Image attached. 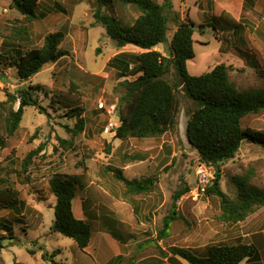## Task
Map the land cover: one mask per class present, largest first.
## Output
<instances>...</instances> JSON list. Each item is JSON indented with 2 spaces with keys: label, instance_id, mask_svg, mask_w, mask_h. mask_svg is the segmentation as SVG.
Wrapping results in <instances>:
<instances>
[{
  "label": "rangeland",
  "instance_id": "rangeland-1",
  "mask_svg": "<svg viewBox=\"0 0 264 264\" xmlns=\"http://www.w3.org/2000/svg\"><path fill=\"white\" fill-rule=\"evenodd\" d=\"M151 1L161 4L164 0ZM168 1L172 5L168 40L176 30L174 13L184 21L189 9L194 25L209 24L203 27V34L193 33L194 58L186 65L189 75H201L223 62L224 55L217 53V34L223 31L220 50L238 48L248 57V67L253 66L249 62L255 64L244 71L230 67V79L237 90L264 92V66L257 58L264 54V24L252 20L253 25L246 19L244 33L245 29L231 27L233 23L224 16L198 9L194 5L197 0ZM96 9L122 24H131L140 15L135 4L122 0H40L37 19L29 21L11 8V0H0V138L4 141L0 150V264H167L159 252L172 247L189 248L199 257L209 245L237 242L251 244L258 254L256 260L243 263L264 264V206L242 222L225 224L218 220V199L183 196L175 205L179 218L172 222L168 237L157 240L173 193L183 184L194 187L198 159L185 130L195 104L182 91L177 92V125L161 137L118 140L106 134L108 123L116 122L108 111L123 92L120 82L135 78L119 79L107 63L121 52L138 54L141 50L131 45L118 49L104 29L93 24ZM21 29L28 35L25 43L13 38ZM232 31L236 34L228 36ZM54 32L63 34L60 48L66 55L21 82L10 66V56L41 47L44 37ZM160 48L169 54L168 43ZM236 59L243 60L237 54ZM167 78L175 80L174 69ZM21 86L37 88L40 109L26 107L17 131L7 136L4 116L9 108L18 106V102H8L7 94ZM75 107L82 110L85 124L77 135L72 131L76 118L65 115ZM242 126L264 131V111L246 116ZM32 151L36 155L24 167L23 160ZM136 157H142L141 161L130 160ZM114 170L128 180L152 177L155 188L146 195H126ZM55 174L77 178L72 212L90 226L89 249L81 251L71 239L50 231L55 198L48 182ZM213 177L214 173L209 182ZM236 179H247L264 191L263 149L243 142L235 157L221 166L220 187L231 198ZM110 231L119 238L115 246L102 242L103 237L111 239ZM116 257L120 260L113 261Z\"/></svg>",
  "mask_w": 264,
  "mask_h": 264
},
{
  "label": "trees",
  "instance_id": "trees-1",
  "mask_svg": "<svg viewBox=\"0 0 264 264\" xmlns=\"http://www.w3.org/2000/svg\"><path fill=\"white\" fill-rule=\"evenodd\" d=\"M135 4L140 15L131 24H122L118 19L103 14L100 9L93 13L94 25L104 29L106 36L118 49L131 45L139 50L138 54L121 52L107 63V68L116 71L119 79L135 77L120 82L123 92L118 96L114 114L118 127L114 138L147 139L161 137L175 130L177 125L178 98L182 91L195 104L186 123V139L197 154V163L208 164L214 169L213 179L206 185L204 197H214L219 201L218 220L225 224H237L248 215L264 206V191L251 186L247 179H236L235 196L231 198L220 187L221 166L232 160L241 144L248 142L264 150V131L243 128L242 120L248 115L264 111V92L241 93L230 79V67L224 64L214 66L210 71L198 76L187 72V62L194 58V24L189 19L182 21L174 13L176 30L168 40V21L172 5L168 0L156 4L151 0H122ZM40 0H11V8L29 21L37 19L36 8ZM204 26H199L203 29ZM14 40L19 43L28 41L25 30H17ZM63 40L61 32L47 34L41 47L26 49L23 53L10 56V66L16 77L26 82L44 66L57 62L66 54L60 48ZM168 43L169 55L163 56L153 50L158 45ZM172 69L175 80L169 81ZM37 88L21 86L14 94H7L9 103L18 102L16 110L9 108L4 116L7 136L18 129L26 107L40 109L36 99ZM82 110L78 107L67 110L65 115L75 117L73 134L84 130ZM4 141L0 138V150ZM36 151L27 154L23 166L27 167ZM140 158H130L131 161ZM126 195H146L155 187L152 177L128 180L118 170L112 171ZM49 188L55 198L53 206L52 233L71 239L76 247L84 251L90 242L91 229L85 220L76 219L72 212V201L76 193V177L55 174L49 179ZM183 184L171 198V207L162 219L157 232V240L168 237L173 221L179 218L176 203L189 192ZM8 229L6 225H1ZM107 226L106 228H109ZM119 241L117 234L108 232ZM159 249V248H157ZM32 253V252H30ZM167 264H241L243 261L256 260L257 251L251 244L237 242L233 245L214 244L205 247L200 256L189 248L172 247L166 253L159 252ZM116 257L115 260H118ZM120 260V259H119ZM118 260V261H119ZM118 264L109 261L107 264ZM151 263V262H150Z\"/></svg>",
  "mask_w": 264,
  "mask_h": 264
},
{
  "label": "crops",
  "instance_id": "crops-1",
  "mask_svg": "<svg viewBox=\"0 0 264 264\" xmlns=\"http://www.w3.org/2000/svg\"><path fill=\"white\" fill-rule=\"evenodd\" d=\"M194 5L198 9L207 10L209 12L213 11V13H218L220 16H224L226 19L231 21V24L233 23V25L231 27H235V28L238 27L241 29H245V30H243L244 33L246 32V29H247L246 25L244 24L246 19L248 21H250V23H252L253 25L255 23L253 21H256L257 25L264 24V0H197ZM186 10H187V13L185 14V17L191 21V18L189 17V9H186ZM203 14L205 15V13H203ZM181 20H182V18H181ZM230 21H229V23H230ZM200 26L205 27V26H209V24L201 23ZM195 30H197L199 35L204 33V30L202 31V29H200L199 26H196V25H194V31ZM235 34H236V31H232L230 34H228V36L235 35ZM248 34H249V36H251L250 32ZM222 35H223V37H222ZM224 36H225V33H223V31H220L217 34V39L220 42V46L217 49V53H219V54L222 53L224 55L223 62L221 61L220 64H226L227 63V66H229L233 69H238V70L243 69L242 71L246 70L247 68H249V69L255 68L254 62H249L251 65H253L252 67L247 66L248 63L246 64V60H248L247 59L248 57H245L246 55L241 50H239L238 48L231 47V48H229L230 50L229 49L224 50V51L220 50L221 49V43L224 42L222 40V38H224ZM262 38H264V36ZM225 42L228 44L227 41H225ZM200 43L202 44V42H200ZM254 45H257L256 41H255ZM160 47H161V45H158L155 48H153V50H156V51L160 52L163 56H166L165 53L161 52L162 49ZM136 49H138V48H136ZM236 54L238 57L242 58L243 60L236 59ZM257 58L260 61L262 60L261 66L263 67L264 66V54L262 53L261 55L257 56ZM255 61H257V60H255ZM256 64L258 65V63H256ZM102 242L109 244V245H112V246H115L114 242H116V240L113 239L112 237H111V239L107 238V237H103ZM89 248H90V244L88 245V247L86 249H89ZM202 253H203V250L200 254H202ZM244 263L248 264L249 262H244ZM244 263L242 262L241 264H244ZM255 263H261V262H255Z\"/></svg>",
  "mask_w": 264,
  "mask_h": 264
},
{
  "label": "built area",
  "instance_id": "built-area-1",
  "mask_svg": "<svg viewBox=\"0 0 264 264\" xmlns=\"http://www.w3.org/2000/svg\"><path fill=\"white\" fill-rule=\"evenodd\" d=\"M114 107H112L108 114L115 115L114 114ZM118 127V123L116 122H110L105 127L104 132L106 134H115V130ZM214 173V169L212 166L204 163H197V165L194 168V175H195V183L194 187L190 188L189 192L185 196H190L193 200H197L200 196L204 195L205 187L209 183V179L212 178V174Z\"/></svg>",
  "mask_w": 264,
  "mask_h": 264
}]
</instances>
